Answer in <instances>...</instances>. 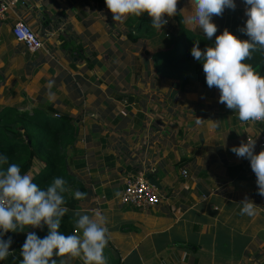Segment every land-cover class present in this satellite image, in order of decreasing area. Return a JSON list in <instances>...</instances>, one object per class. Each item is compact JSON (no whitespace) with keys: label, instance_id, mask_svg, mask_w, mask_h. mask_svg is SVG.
<instances>
[{"label":"crops","instance_id":"crops-1","mask_svg":"<svg viewBox=\"0 0 264 264\" xmlns=\"http://www.w3.org/2000/svg\"><path fill=\"white\" fill-rule=\"evenodd\" d=\"M14 1L0 19V106L29 113L50 108L72 119L76 142L63 152L76 185L67 194L74 198L79 190L87 198L66 213L72 219L66 229L75 230L77 211L107 216L108 264H264V197L250 161L231 151L248 139L256 140V154L264 150L258 142L264 122L242 123L219 103L217 88L161 77L152 39L135 30L145 14L120 23L105 0ZM235 3V10L213 17L216 34L228 29L247 39L240 31L245 4ZM194 8V0L184 1L183 25L205 36L187 22ZM16 22L26 23L45 50L29 52L17 42ZM43 168L36 161L28 174L34 178ZM135 176L163 195L159 204L137 210L120 202ZM245 197L257 205L255 216L240 214ZM30 231L48 234L47 226L8 232L12 255L0 264H20Z\"/></svg>","mask_w":264,"mask_h":264},{"label":"clouds","instance_id":"clouds-1","mask_svg":"<svg viewBox=\"0 0 264 264\" xmlns=\"http://www.w3.org/2000/svg\"><path fill=\"white\" fill-rule=\"evenodd\" d=\"M247 20L240 29L248 38L240 39L228 29L215 37L214 46L200 49L193 45L191 55L203 62V71L209 88L220 92L219 103L225 104L238 114L242 123L264 121V75L251 64L253 53L264 51V0H243ZM115 22L123 23L129 16L147 14L151 25L162 30L167 18L177 13L179 0H105ZM195 8L187 18L190 25L197 26L211 39L218 31L214 16H222L226 8L235 10V0H194ZM54 82L49 81V86ZM197 124L201 120L197 119ZM256 140L241 141L231 151L250 161L256 176L258 194L264 197V150L258 154L254 149ZM7 166L6 168L3 166ZM68 191L63 177H54L42 188L32 175L23 173L16 163H9L7 156L0 155V261L12 255V237L4 239L8 232L24 231L25 227L43 230L48 234L40 238L35 232H27L20 250V264H57L54 257H66L60 264H68L72 258H82L83 264H108L104 254L109 244L110 232L107 216L93 211L74 213L75 230L72 234L59 231L68 212L64 193ZM74 198L84 200L87 193L76 190ZM240 214L249 217L257 214V205L245 197Z\"/></svg>","mask_w":264,"mask_h":264},{"label":"trees","instance_id":"trees-1","mask_svg":"<svg viewBox=\"0 0 264 264\" xmlns=\"http://www.w3.org/2000/svg\"><path fill=\"white\" fill-rule=\"evenodd\" d=\"M184 1L179 0L174 17H166L168 23L162 30L152 27L151 18L146 13L135 30L152 39L151 59L155 71L161 77L179 80L182 86L196 81L204 88H209L203 62L193 58L191 49L197 43L202 50L214 46L218 34L208 39L186 29L180 13ZM245 62L264 74V51L253 53L252 59ZM4 81L5 77L0 73V86ZM74 142L76 131L69 117L54 114L50 108L29 113L0 106V155L7 156L9 163L18 164L22 174H28L34 162H44L43 170L34 177V182L42 188H46L54 177H63L67 181V187L76 185L75 180L67 173L63 152L64 147L73 145ZM64 196L68 211L75 210L78 200L68 196L67 192ZM71 220L70 216L65 215L59 231H64L65 235L72 234V228L66 229Z\"/></svg>","mask_w":264,"mask_h":264},{"label":"built area","instance_id":"built-area-1","mask_svg":"<svg viewBox=\"0 0 264 264\" xmlns=\"http://www.w3.org/2000/svg\"><path fill=\"white\" fill-rule=\"evenodd\" d=\"M14 0H0V19H3ZM13 38L23 44L29 52L45 50L40 37L24 22H16L11 28ZM48 51V50H47ZM264 122V121H257ZM259 147L264 148V131L258 137ZM186 175V171H182ZM163 195L152 186L145 178L131 177L124 185L120 195V202L137 210H148L161 202Z\"/></svg>","mask_w":264,"mask_h":264},{"label":"rangeland","instance_id":"rangeland-1","mask_svg":"<svg viewBox=\"0 0 264 264\" xmlns=\"http://www.w3.org/2000/svg\"><path fill=\"white\" fill-rule=\"evenodd\" d=\"M38 164V162L35 164V166Z\"/></svg>","mask_w":264,"mask_h":264}]
</instances>
